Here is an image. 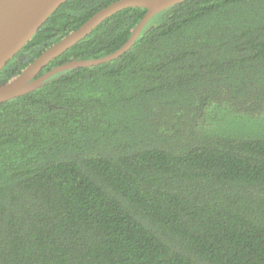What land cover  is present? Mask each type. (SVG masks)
I'll return each mask as SVG.
<instances>
[{
	"label": "trees",
	"instance_id": "obj_1",
	"mask_svg": "<svg viewBox=\"0 0 264 264\" xmlns=\"http://www.w3.org/2000/svg\"><path fill=\"white\" fill-rule=\"evenodd\" d=\"M115 1L66 0L0 84ZM145 12L39 75L114 52ZM0 264H264V0L183 1L117 59L0 103Z\"/></svg>",
	"mask_w": 264,
	"mask_h": 264
},
{
	"label": "water",
	"instance_id": "obj_2",
	"mask_svg": "<svg viewBox=\"0 0 264 264\" xmlns=\"http://www.w3.org/2000/svg\"><path fill=\"white\" fill-rule=\"evenodd\" d=\"M66 0H0V70L32 38L48 17ZM186 0H117L102 8L79 28L45 49L37 58L5 83L0 84V103L41 88L52 76L81 67L111 62L127 52L143 28L158 13ZM129 8L145 9V14L128 39L114 52L96 59L71 60L39 75L53 59L85 38L110 16ZM39 75V76H38Z\"/></svg>",
	"mask_w": 264,
	"mask_h": 264
}]
</instances>
